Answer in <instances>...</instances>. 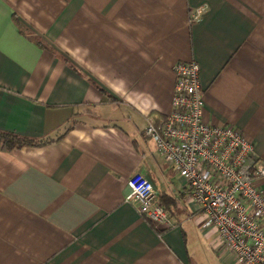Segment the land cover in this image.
<instances>
[{
    "label": "crops",
    "instance_id": "crops-1",
    "mask_svg": "<svg viewBox=\"0 0 264 264\" xmlns=\"http://www.w3.org/2000/svg\"><path fill=\"white\" fill-rule=\"evenodd\" d=\"M179 62L201 67L205 123L264 163V0H0V132L50 142L0 141V264H234L145 135L172 113ZM139 172L176 200L174 227L127 200Z\"/></svg>",
    "mask_w": 264,
    "mask_h": 264
},
{
    "label": "built area",
    "instance_id": "built-area-1",
    "mask_svg": "<svg viewBox=\"0 0 264 264\" xmlns=\"http://www.w3.org/2000/svg\"><path fill=\"white\" fill-rule=\"evenodd\" d=\"M174 73L172 113L158 124L149 120L145 135L187 182L193 201L207 216L203 228L217 232L218 250L232 253L234 264H264V193L257 185L264 178V163L242 130L205 123L200 65L179 62ZM129 187L127 200L139 203L140 216L174 227L165 207L154 202V186L143 173L135 174Z\"/></svg>",
    "mask_w": 264,
    "mask_h": 264
},
{
    "label": "trees",
    "instance_id": "trees-1",
    "mask_svg": "<svg viewBox=\"0 0 264 264\" xmlns=\"http://www.w3.org/2000/svg\"><path fill=\"white\" fill-rule=\"evenodd\" d=\"M15 21H16V24H17L19 30H20V33L22 35H26L25 33L27 31H26V28L24 27V25L20 21H18V19H15ZM35 42L41 48L47 47V45L41 39L36 38ZM69 64L71 65V63H69ZM72 68H74L73 65H72ZM0 141H2L9 150H13L14 148H22V147H39V146H44V145L50 143L49 141H45V142L34 141V140H31V139H28L25 137H21L19 135L14 134V133H8V132H0ZM165 198H168V201H170V204H172V205L176 203V200L173 198L164 197V199ZM161 205H163L165 207V209L167 210L168 213L171 212V210H172L171 206L172 205L168 206L166 203H163V202H161ZM164 232H161V233H164Z\"/></svg>",
    "mask_w": 264,
    "mask_h": 264
},
{
    "label": "rangeland",
    "instance_id": "rangeland-1",
    "mask_svg": "<svg viewBox=\"0 0 264 264\" xmlns=\"http://www.w3.org/2000/svg\"><path fill=\"white\" fill-rule=\"evenodd\" d=\"M204 262H205V264H208L210 262V258H209L208 262L206 261V259H204Z\"/></svg>",
    "mask_w": 264,
    "mask_h": 264
}]
</instances>
